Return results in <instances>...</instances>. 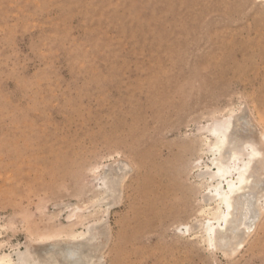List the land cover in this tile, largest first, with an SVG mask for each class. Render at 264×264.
<instances>
[{"label":"rangeland","instance_id":"obj_1","mask_svg":"<svg viewBox=\"0 0 264 264\" xmlns=\"http://www.w3.org/2000/svg\"><path fill=\"white\" fill-rule=\"evenodd\" d=\"M232 114L230 144L263 135L264 0H0V257L125 162L105 264H264V215L230 255L189 232L199 128Z\"/></svg>","mask_w":264,"mask_h":264},{"label":"bare ground","instance_id":"obj_2","mask_svg":"<svg viewBox=\"0 0 264 264\" xmlns=\"http://www.w3.org/2000/svg\"><path fill=\"white\" fill-rule=\"evenodd\" d=\"M234 118V114L218 116L199 128L200 156L193 161L192 170L200 172L198 191L204 202L199 207L196 231L189 229L190 235L208 249H220L229 255L244 243L239 231L245 229L244 234L250 235L256 221L264 215V158L258 146L264 143V133L258 140L247 138L233 146L230 141ZM203 156L209 157V163L202 161ZM126 170L129 173L128 164L120 162L115 174L97 176L99 183L94 187V203L88 207V214L82 212L81 205L68 206L66 227L44 234L37 244L2 255L0 264H105L104 250L98 246L102 235L99 230L112 204L110 197L116 198L120 181L115 178ZM101 202L106 203L100 206ZM91 218L94 220L88 221ZM84 219L88 221L85 229H74L83 225Z\"/></svg>","mask_w":264,"mask_h":264}]
</instances>
